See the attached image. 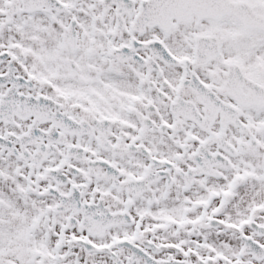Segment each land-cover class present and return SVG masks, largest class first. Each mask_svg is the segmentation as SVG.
<instances>
[{
	"label": "snow or ice",
	"instance_id": "obj_1",
	"mask_svg": "<svg viewBox=\"0 0 264 264\" xmlns=\"http://www.w3.org/2000/svg\"><path fill=\"white\" fill-rule=\"evenodd\" d=\"M0 264H264V0H0Z\"/></svg>",
	"mask_w": 264,
	"mask_h": 264
}]
</instances>
